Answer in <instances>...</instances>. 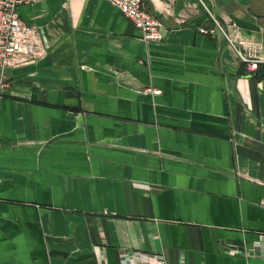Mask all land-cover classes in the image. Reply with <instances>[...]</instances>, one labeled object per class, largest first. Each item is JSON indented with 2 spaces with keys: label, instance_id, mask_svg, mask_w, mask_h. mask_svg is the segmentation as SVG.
<instances>
[{
  "label": "crops",
  "instance_id": "0c3cea01",
  "mask_svg": "<svg viewBox=\"0 0 264 264\" xmlns=\"http://www.w3.org/2000/svg\"><path fill=\"white\" fill-rule=\"evenodd\" d=\"M144 7L163 41L108 0L18 6L42 53L0 72V264H264V0Z\"/></svg>",
  "mask_w": 264,
  "mask_h": 264
},
{
  "label": "built area",
  "instance_id": "2783aa9c",
  "mask_svg": "<svg viewBox=\"0 0 264 264\" xmlns=\"http://www.w3.org/2000/svg\"><path fill=\"white\" fill-rule=\"evenodd\" d=\"M23 0H0V72L3 75L7 70L19 68L32 63L41 55V46L35 27L24 23L17 11ZM117 7L141 31L142 40L146 43L161 42L164 40L163 23L144 7L145 0H108ZM184 21L180 19V23ZM218 27L220 23L216 20ZM222 29V28H221ZM205 32V30H203ZM229 39V37H228ZM233 44V41L230 40ZM241 58L250 63V69L258 70L263 59H252L241 55ZM4 79H0V93L6 89ZM159 94L160 91H152ZM129 260L139 261L140 264H165L160 255L138 253ZM128 261V260H127ZM127 263V262H126ZM136 264V263H135Z\"/></svg>",
  "mask_w": 264,
  "mask_h": 264
},
{
  "label": "water",
  "instance_id": "95a60500",
  "mask_svg": "<svg viewBox=\"0 0 264 264\" xmlns=\"http://www.w3.org/2000/svg\"><path fill=\"white\" fill-rule=\"evenodd\" d=\"M254 76L264 77V70L255 73Z\"/></svg>",
  "mask_w": 264,
  "mask_h": 264
}]
</instances>
